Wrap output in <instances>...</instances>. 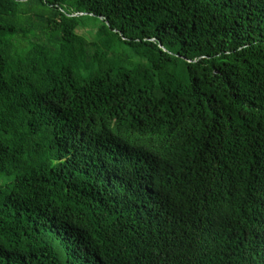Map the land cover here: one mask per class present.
I'll list each match as a JSON object with an SVG mask.
<instances>
[{"label": "trees", "instance_id": "trees-1", "mask_svg": "<svg viewBox=\"0 0 264 264\" xmlns=\"http://www.w3.org/2000/svg\"><path fill=\"white\" fill-rule=\"evenodd\" d=\"M0 264H264V0H0Z\"/></svg>", "mask_w": 264, "mask_h": 264}, {"label": "rangeland", "instance_id": "rangeland-1", "mask_svg": "<svg viewBox=\"0 0 264 264\" xmlns=\"http://www.w3.org/2000/svg\"><path fill=\"white\" fill-rule=\"evenodd\" d=\"M88 31V32H87ZM85 34H88L89 38L92 39L96 34L97 32L96 31H91L90 29L89 30H86V31H82L80 33V35H85Z\"/></svg>", "mask_w": 264, "mask_h": 264}]
</instances>
